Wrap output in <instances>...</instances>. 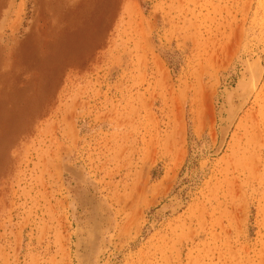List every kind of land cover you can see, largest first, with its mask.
Here are the masks:
<instances>
[{"label":"rangeland","instance_id":"obj_1","mask_svg":"<svg viewBox=\"0 0 264 264\" xmlns=\"http://www.w3.org/2000/svg\"><path fill=\"white\" fill-rule=\"evenodd\" d=\"M80 260L264 264V0H0V264Z\"/></svg>","mask_w":264,"mask_h":264},{"label":"bare ground","instance_id":"obj_2","mask_svg":"<svg viewBox=\"0 0 264 264\" xmlns=\"http://www.w3.org/2000/svg\"><path fill=\"white\" fill-rule=\"evenodd\" d=\"M230 123H231V122H230ZM225 126H226V125H225ZM219 127H220V126H219ZM220 145H221V144H220ZM220 148H221V146H220ZM93 227H94V226H93ZM90 228H91V227H90ZM93 230H94V229H92L91 231H93ZM122 230H123V229H122ZM88 231H89V230H88ZM91 231H90V232H91ZM76 233H77V232H76ZM87 233H88V232H87ZM91 235H93V234H90V233H89V238L91 237ZM77 236L80 237V235H77ZM80 238L82 239V237H80ZM86 239H87V238H86ZM76 240H77V239H76ZM77 241L80 242V239H78ZM90 241H92V240H90ZM82 242H83V241L81 240V243H82ZM83 245H84V243H83ZM78 247L80 248V245H79ZM76 249H77V248H76ZM79 250H80V249H79ZM77 251H78V250H76V252H77ZM83 251H85V250H83ZM77 253H78V252H77ZM81 253H82V252H81ZM81 253H80V254H81ZM83 253H84V252H83ZM80 254H79V255H80ZM75 255H76V254H75ZM81 256H82V254H81ZM81 256H80V257H81ZM76 257H77V256H76ZM80 261H81V260H80ZM82 261H83V260H82ZM82 261L80 262V264L82 263ZM87 261H88V259H87ZM87 261H86V262H87ZM78 262H79V261H78ZM88 263L90 264V262H88ZM83 264H84V263H83Z\"/></svg>","mask_w":264,"mask_h":264}]
</instances>
